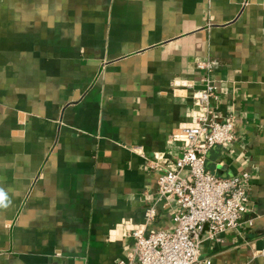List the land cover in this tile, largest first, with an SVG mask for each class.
I'll use <instances>...</instances> for the list:
<instances>
[{"label": "crops", "instance_id": "crops-1", "mask_svg": "<svg viewBox=\"0 0 264 264\" xmlns=\"http://www.w3.org/2000/svg\"><path fill=\"white\" fill-rule=\"evenodd\" d=\"M200 59L238 140L207 167L249 171L240 226L204 264H260L264 247V0H0V264H118L130 230H172L158 177L183 143ZM223 120V118H220Z\"/></svg>", "mask_w": 264, "mask_h": 264}, {"label": "built area", "instance_id": "built-area-1", "mask_svg": "<svg viewBox=\"0 0 264 264\" xmlns=\"http://www.w3.org/2000/svg\"><path fill=\"white\" fill-rule=\"evenodd\" d=\"M196 66L207 73L205 87L194 93L196 109L190 124L174 141L183 143L179 157L159 175L157 193L161 199L175 198L172 230L147 232L155 220L157 209L149 207L145 221L130 230L134 244L128 247L118 264H204L201 248L205 237L216 239L222 233L237 229L247 211L252 189L249 171L233 176H220L207 167V154L215 146L229 147L238 140L237 116L226 115L213 106L221 95L210 74L220 66L217 59H200ZM220 118H223L221 120ZM253 258L264 264V247Z\"/></svg>", "mask_w": 264, "mask_h": 264}, {"label": "clouds", "instance_id": "clouds-1", "mask_svg": "<svg viewBox=\"0 0 264 264\" xmlns=\"http://www.w3.org/2000/svg\"><path fill=\"white\" fill-rule=\"evenodd\" d=\"M6 194L3 192V190H0V207H6Z\"/></svg>", "mask_w": 264, "mask_h": 264}]
</instances>
